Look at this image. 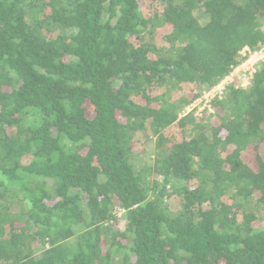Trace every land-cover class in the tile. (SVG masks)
Instances as JSON below:
<instances>
[{
	"label": "trees",
	"instance_id": "obj_1",
	"mask_svg": "<svg viewBox=\"0 0 264 264\" xmlns=\"http://www.w3.org/2000/svg\"><path fill=\"white\" fill-rule=\"evenodd\" d=\"M263 46L264 0H0V264H264V61L186 112Z\"/></svg>",
	"mask_w": 264,
	"mask_h": 264
},
{
	"label": "built area",
	"instance_id": "obj_2",
	"mask_svg": "<svg viewBox=\"0 0 264 264\" xmlns=\"http://www.w3.org/2000/svg\"><path fill=\"white\" fill-rule=\"evenodd\" d=\"M243 54L247 56V59L236 67L221 83L210 90L204 91L200 98L186 108V112L194 110L197 116H203L206 112H213V100L217 97L222 98L228 85L236 84L237 87H244L251 83L258 64L264 61V46L257 51H252L246 47L243 50ZM123 211V209L118 208L116 213L122 215Z\"/></svg>",
	"mask_w": 264,
	"mask_h": 264
},
{
	"label": "rangeland",
	"instance_id": "obj_3",
	"mask_svg": "<svg viewBox=\"0 0 264 264\" xmlns=\"http://www.w3.org/2000/svg\"><path fill=\"white\" fill-rule=\"evenodd\" d=\"M152 144H154V141L151 142L149 145H144V146L140 145V147H138V149L136 151L134 160L138 161V162H142V163L143 162H150L152 152H153V148H154V146ZM259 226H264V219L261 220Z\"/></svg>",
	"mask_w": 264,
	"mask_h": 264
}]
</instances>
